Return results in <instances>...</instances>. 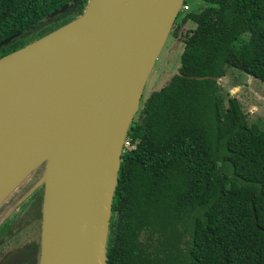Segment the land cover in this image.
Wrapping results in <instances>:
<instances>
[{
  "label": "trees",
  "instance_id": "trees-1",
  "mask_svg": "<svg viewBox=\"0 0 264 264\" xmlns=\"http://www.w3.org/2000/svg\"><path fill=\"white\" fill-rule=\"evenodd\" d=\"M201 1L173 24L194 23L177 73L128 130L107 264H264V127L217 82L234 67L264 75V0ZM87 2L0 0V42L19 32L0 57L76 18Z\"/></svg>",
  "mask_w": 264,
  "mask_h": 264
},
{
  "label": "water",
  "instance_id": "water-1",
  "mask_svg": "<svg viewBox=\"0 0 264 264\" xmlns=\"http://www.w3.org/2000/svg\"><path fill=\"white\" fill-rule=\"evenodd\" d=\"M183 6L184 0H88L76 18L0 57L4 72L60 46L69 48L61 64L62 83L54 92L56 110L42 141L49 151L31 171L43 164L40 264H107L111 207L127 133ZM18 35L3 39L0 47Z\"/></svg>",
  "mask_w": 264,
  "mask_h": 264
},
{
  "label": "bare ground",
  "instance_id": "bare-ground-1",
  "mask_svg": "<svg viewBox=\"0 0 264 264\" xmlns=\"http://www.w3.org/2000/svg\"><path fill=\"white\" fill-rule=\"evenodd\" d=\"M68 53L60 46L0 72V201L28 179L49 151L42 141L46 121L56 110L54 92Z\"/></svg>",
  "mask_w": 264,
  "mask_h": 264
},
{
  "label": "rangeland",
  "instance_id": "rangeland-1",
  "mask_svg": "<svg viewBox=\"0 0 264 264\" xmlns=\"http://www.w3.org/2000/svg\"><path fill=\"white\" fill-rule=\"evenodd\" d=\"M203 4L205 3H203L201 0H188V5L184 4L182 10L196 11L203 7ZM190 26L193 27L194 23H191ZM190 26L188 24H183L179 29L174 28L173 31L172 28L174 26H172V32L170 31L167 35L163 47L155 61L153 69L145 83V87L140 99L139 108L140 106H142V103L146 102L150 98L153 92L159 90L161 87L167 84L171 77L177 73V69L180 64L179 59L183 49L181 40L185 38L188 29H190ZM217 82L220 86L222 95H224L225 97L231 95L239 100L243 111L247 113L249 123H255L260 125L261 127H264V75L254 76L241 67H234L229 68L227 75L219 78ZM43 170V164L36 170L37 173L35 175V179H37L38 182L43 176ZM30 175L28 176V178L30 177ZM36 185L29 188L30 190L26 194L32 192ZM21 193L23 195L24 191H21L17 195L16 200L19 199L18 197L21 195ZM22 199H25V196H23ZM27 204L28 202H23L21 204L23 210L26 209V207L28 206ZM13 206H9L7 207V210L1 211V213L3 214L2 216H4L5 214L7 215V213L10 215L11 210L15 209V207ZM0 209H2V207ZM17 215L18 213L14 216L13 221L18 220ZM1 234L2 232L0 233V236ZM19 236L20 239L25 242L31 237H36V233H33V229L32 227H30L29 229L23 230Z\"/></svg>",
  "mask_w": 264,
  "mask_h": 264
},
{
  "label": "flooded vegetation",
  "instance_id": "flooded-vegetation-1",
  "mask_svg": "<svg viewBox=\"0 0 264 264\" xmlns=\"http://www.w3.org/2000/svg\"><path fill=\"white\" fill-rule=\"evenodd\" d=\"M35 171L0 205V208L2 207L0 213L7 210L9 206L14 205L13 207H15L14 210H11L10 215L8 213L4 216L2 213L0 214V233L2 232L0 236V264H40L44 185L35 179L37 173ZM34 185L36 187L32 192L26 194L30 190L29 188ZM21 191H24L23 195L21 193L22 196L20 195L16 200ZM23 196L25 199H22ZM22 201L28 202V206L24 210L21 207ZM17 213L18 220L13 221ZM30 227H32L33 233H36V237H31L24 242L19 235Z\"/></svg>",
  "mask_w": 264,
  "mask_h": 264
},
{
  "label": "built area",
  "instance_id": "built-area-1",
  "mask_svg": "<svg viewBox=\"0 0 264 264\" xmlns=\"http://www.w3.org/2000/svg\"><path fill=\"white\" fill-rule=\"evenodd\" d=\"M128 145V142L127 141H125V146H127Z\"/></svg>",
  "mask_w": 264,
  "mask_h": 264
}]
</instances>
